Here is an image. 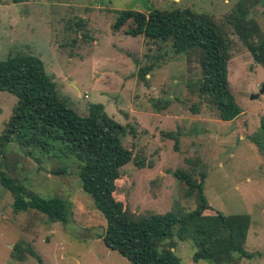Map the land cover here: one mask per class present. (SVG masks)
I'll list each match as a JSON object with an SVG mask.
<instances>
[{
  "label": "rangeland",
  "instance_id": "obj_1",
  "mask_svg": "<svg viewBox=\"0 0 264 264\" xmlns=\"http://www.w3.org/2000/svg\"><path fill=\"white\" fill-rule=\"evenodd\" d=\"M241 1L245 18L264 38V0H0V61L38 58L58 98L77 115L86 117L90 105L100 104L126 126L123 147L146 164L137 168L132 161L119 169L114 197L128 213L195 210L196 192L175 176L184 172L202 183L206 215L249 217L244 245L249 255L234 256L230 264H264V155L258 147L264 146V93L259 94L264 68L226 21ZM182 8L209 15L225 36L229 88L242 110L233 121H221L200 95L196 52L174 55L170 42L151 43L126 35V27L114 29L120 11ZM149 67L141 79L138 72ZM15 103V96L0 91V136ZM166 132L177 141L163 138ZM34 156L41 166L9 143L0 154V172L41 199H62L69 222L49 221L35 210L14 213L13 196L0 185V264H132L104 245L106 222L81 189L77 159L57 152ZM172 244L182 264H214L195 262L190 241L174 236L164 246Z\"/></svg>",
  "mask_w": 264,
  "mask_h": 264
},
{
  "label": "trees",
  "instance_id": "obj_2",
  "mask_svg": "<svg viewBox=\"0 0 264 264\" xmlns=\"http://www.w3.org/2000/svg\"><path fill=\"white\" fill-rule=\"evenodd\" d=\"M243 4L239 2L226 21L253 60L264 68V38L257 24L245 18ZM124 27L125 34L131 37L140 36L151 43L170 42L174 55L196 52L202 74L200 95L216 109L221 121H233L241 114L229 88V46L209 15L190 8L152 9L146 13L120 11L114 29ZM151 69H141L139 77L145 80ZM0 91L16 98L0 136V154L7 144L14 143L38 166L42 162L40 156H34L35 151L44 157L53 152L74 156L80 163L81 189L93 199L106 222L102 241L108 249L117 251L132 264H182L173 252L174 245L164 246L176 236L179 241L192 242L196 249L195 262L230 264L234 256L248 257L244 245L249 217L218 212L206 215L202 183H194L184 172L178 171L175 176L185 182L191 193L196 192L195 210L186 214L171 211L145 216L128 213L124 203L114 197L119 169L132 161L137 168H144L146 164L133 158L131 151L123 147L128 133L126 126L109 117L100 104L90 105L86 117L77 115L58 98L56 85L38 58L15 55L1 60ZM161 136L178 139L173 132ZM258 147L264 155L263 144ZM0 185L12 194L14 213L35 210L46 215L49 221L69 222V210L62 199H41L3 172H0ZM28 252L33 256L32 251L28 249Z\"/></svg>",
  "mask_w": 264,
  "mask_h": 264
},
{
  "label": "water",
  "instance_id": "obj_3",
  "mask_svg": "<svg viewBox=\"0 0 264 264\" xmlns=\"http://www.w3.org/2000/svg\"><path fill=\"white\" fill-rule=\"evenodd\" d=\"M264 93V89H261L259 94H263ZM259 97V95H252L251 99H257Z\"/></svg>",
  "mask_w": 264,
  "mask_h": 264
}]
</instances>
